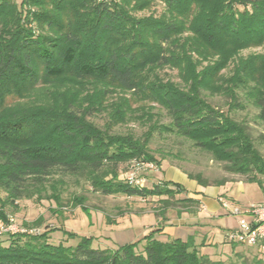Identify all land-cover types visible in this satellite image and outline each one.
Returning a JSON list of instances; mask_svg holds the SVG:
<instances>
[{"label":"trees","instance_id":"16d2710c","mask_svg":"<svg viewBox=\"0 0 264 264\" xmlns=\"http://www.w3.org/2000/svg\"><path fill=\"white\" fill-rule=\"evenodd\" d=\"M154 1L162 12L138 13ZM251 47L263 50L237 55ZM164 67L175 69L179 81L162 77ZM66 79L106 82L129 95L103 128L91 119L97 106L79 104L75 91L71 99H26ZM205 93L224 97L226 110ZM246 102L264 125V0H0V225L7 223V206L40 192L52 174L83 177L108 195L180 193L178 184L119 177L129 165L154 160L147 139L112 130L134 103L156 104L169 117L163 132L264 188V156L248 125L231 115ZM259 139L264 144V133ZM189 176L202 186L226 181ZM49 231L2 234L0 264H226L200 254L191 239L155 237L157 229L144 235L140 251L139 241L96 248L91 236L74 245L50 243Z\"/></svg>","mask_w":264,"mask_h":264},{"label":"rangeland","instance_id":"374dc122","mask_svg":"<svg viewBox=\"0 0 264 264\" xmlns=\"http://www.w3.org/2000/svg\"><path fill=\"white\" fill-rule=\"evenodd\" d=\"M15 1L19 4L21 0ZM162 10L163 5L159 1H154L152 6L138 13L158 15ZM262 50L263 47H251L238 52L237 55L247 57ZM237 59L234 56L229 62V67ZM227 71L228 69L222 72L227 73ZM158 72L164 78L179 81L175 69L164 67ZM72 91L80 96L79 104L88 102V104L97 106L95 110L97 113L91 119L101 128L111 119L112 112L124 104V99L129 95L106 82L91 80L75 85L74 82H70V79H66L63 82H54L40 87L26 99L28 102L33 99L43 102L62 99V97L71 99ZM204 95L210 103L226 110L224 97L207 93ZM102 97L103 100L99 103ZM147 104H151L152 107L132 104L133 110H125L126 116L120 123L112 124V130L121 134L132 133L142 140L147 139L148 151L154 158L149 163L155 167L135 163V166L129 165L131 169L119 177L134 176L147 186H150L153 181L164 185L178 184L182 187L180 193H175L173 197L149 196L144 198L122 194L108 195L94 190L89 181L83 177L71 175L61 177L52 174L48 177L49 183L40 192L35 191L29 197L19 199L7 206V222L13 220L22 227L34 229L40 233L44 230H51L48 232L50 243L61 242L64 245H74L80 236H91L93 237L92 246L96 248L116 249L119 245L139 241L137 250L140 251L145 233L152 229L159 230L155 233V237L170 240L165 236L162 237L160 232L164 224L176 220L180 209L182 210L188 204L186 201L178 200L187 194L186 187L181 182L183 174L189 179H191L190 174L199 176L210 183L219 179L226 180L224 183L240 178L245 179L240 174L226 171L222 162L215 161L209 153L193 147L189 140L163 132L161 125L168 123L169 117L165 110L156 104ZM256 113L257 109L251 102H246L243 109L231 111L232 116L242 119L248 125L256 147L264 156V144L259 139V134L264 133V125L256 117ZM153 126L155 129L147 138ZM258 192L255 196L259 194ZM53 193L58 194V200L52 197ZM245 195L246 201L248 197L252 198V195H248L247 192ZM63 231L72 232L74 237H68ZM244 262L251 264L255 262V259L249 258ZM226 263L244 264L241 260Z\"/></svg>","mask_w":264,"mask_h":264},{"label":"crops","instance_id":"0c3cea01","mask_svg":"<svg viewBox=\"0 0 264 264\" xmlns=\"http://www.w3.org/2000/svg\"><path fill=\"white\" fill-rule=\"evenodd\" d=\"M181 179L187 190L183 197L195 203L185 205L176 220L164 224L160 232L162 237L191 239L198 252L212 260H241L245 264V260L254 258L264 262V249L260 243L243 245L230 237V233L239 228L241 220H250L247 208L264 201V188L241 178L222 185L206 186L199 185L184 174ZM257 191L259 194L255 196ZM246 192L252 195L248 201L244 199ZM235 208L238 213L233 212Z\"/></svg>","mask_w":264,"mask_h":264},{"label":"built area","instance_id":"2783aa9c","mask_svg":"<svg viewBox=\"0 0 264 264\" xmlns=\"http://www.w3.org/2000/svg\"><path fill=\"white\" fill-rule=\"evenodd\" d=\"M144 166L145 164L154 168L155 166L149 162L139 163ZM134 174V172H133ZM136 176V174H135ZM125 179L134 182L136 184L142 185L143 182H139L136 177H125ZM225 204V203H224ZM234 213H238L235 208ZM250 220H241L239 223V228L230 233V237L237 243L243 245H257L261 244L264 249V201L256 204H251L247 208ZM34 229H28L16 224L13 220L8 221L5 225H0V236L4 233L16 234V233H35Z\"/></svg>","mask_w":264,"mask_h":264}]
</instances>
